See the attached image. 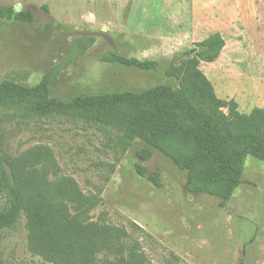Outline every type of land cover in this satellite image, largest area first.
Wrapping results in <instances>:
<instances>
[{"label": "rangeland", "instance_id": "374dc122", "mask_svg": "<svg viewBox=\"0 0 264 264\" xmlns=\"http://www.w3.org/2000/svg\"><path fill=\"white\" fill-rule=\"evenodd\" d=\"M14 11L29 10L30 23L0 19V81L32 87L68 57L77 38L93 44L63 68L49 96L67 102L81 95L141 92L159 84L176 88L164 70L194 44L219 33L224 47L198 68L218 98L233 99L238 112L264 107V0H0ZM115 52L154 60L141 71L103 63ZM50 148L58 177H70L98 205L90 219L126 228L148 264H264V163L247 156L242 183L224 206L205 194L189 195L186 173L158 151L135 140L125 146L119 133L65 116L8 120L0 110V147L16 156L28 148ZM149 149L142 162L136 153ZM157 172L160 187L136 172ZM0 198V211L7 207ZM4 264H51L27 249L25 219L5 229ZM101 256H99V259Z\"/></svg>", "mask_w": 264, "mask_h": 264}, {"label": "trees", "instance_id": "16d2710c", "mask_svg": "<svg viewBox=\"0 0 264 264\" xmlns=\"http://www.w3.org/2000/svg\"><path fill=\"white\" fill-rule=\"evenodd\" d=\"M0 19L30 23L33 14L0 5ZM93 42L91 37L75 39L67 59L50 68L32 87L7 79L0 81V110L10 121L65 116L110 128L120 134L125 146L138 140L184 171L186 193L217 198L224 206L242 183L246 157L264 163V109L238 112L233 99L216 96L198 68L201 62L217 59L225 44L221 35H208L194 44V50L183 52L177 64L164 70L165 77L176 82V88L159 84L141 92L81 95L67 102L50 97L59 72ZM100 61L141 71L157 66L154 60L115 52L101 56ZM136 156L144 162L151 152L141 149ZM136 172L160 187L157 172L146 174L140 164ZM58 173L47 146H33L16 156L4 153L0 147V198L8 204L0 211V241L3 231L16 229L23 215L28 251L47 263L148 264L138 241H128L126 228L90 219L99 199L84 194L72 178L58 177ZM0 264H4L1 254Z\"/></svg>", "mask_w": 264, "mask_h": 264}, {"label": "crops", "instance_id": "0c3cea01", "mask_svg": "<svg viewBox=\"0 0 264 264\" xmlns=\"http://www.w3.org/2000/svg\"><path fill=\"white\" fill-rule=\"evenodd\" d=\"M264 105V104H263ZM256 108H263L264 109V107H262V106H257Z\"/></svg>", "mask_w": 264, "mask_h": 264}, {"label": "water", "instance_id": "95a60500", "mask_svg": "<svg viewBox=\"0 0 264 264\" xmlns=\"http://www.w3.org/2000/svg\"><path fill=\"white\" fill-rule=\"evenodd\" d=\"M18 12V11H17Z\"/></svg>", "mask_w": 264, "mask_h": 264}]
</instances>
